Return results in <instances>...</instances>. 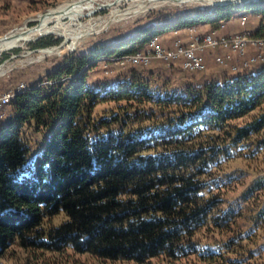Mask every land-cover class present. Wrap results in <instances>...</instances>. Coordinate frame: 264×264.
Wrapping results in <instances>:
<instances>
[{"label":"trees","instance_id":"obj_1","mask_svg":"<svg viewBox=\"0 0 264 264\" xmlns=\"http://www.w3.org/2000/svg\"><path fill=\"white\" fill-rule=\"evenodd\" d=\"M248 14L264 36V0L150 16L15 96L0 119V264H264V63L202 84L147 70L161 61L90 80L155 36Z\"/></svg>","mask_w":264,"mask_h":264},{"label":"rangeland","instance_id":"obj_2","mask_svg":"<svg viewBox=\"0 0 264 264\" xmlns=\"http://www.w3.org/2000/svg\"><path fill=\"white\" fill-rule=\"evenodd\" d=\"M75 0H0V37L8 35L11 32L22 28L36 26L37 21L31 22L40 14L47 13L60 4ZM101 3L110 2L106 0H98ZM233 3H238L244 0H232ZM113 5L109 8L99 10L95 14L86 15L82 19L83 27L77 23H70L65 20L59 24L53 33L45 34L44 38L50 37L52 40L59 39L58 44L47 46L44 48H31L30 43L36 40L23 43L21 46L3 51L0 53V94L17 88L19 85L26 84L32 86L40 84L48 72L58 67L70 53L80 54L93 48L100 42L112 40L114 37L128 32L137 25L149 23L150 16H159L165 12L183 8L194 9H210L216 3L188 1L177 3L170 0L157 1H123L116 3L112 0ZM160 15V16H161ZM259 16L248 14V21L245 25L240 23V20L234 18L225 24L224 28L219 29L220 33L225 31H237L248 28L253 30L259 23ZM203 30L201 27L198 30ZM57 31V32H56ZM60 31L62 33H60ZM76 34H82L78 36ZM39 35H36L37 37ZM41 38V37H40ZM19 49L18 51H14ZM249 52V51H248ZM209 57V58H208ZM207 69L201 72L187 73L181 68L179 63L168 65L162 62L154 63V66L147 70H154L156 67L160 69L166 76L173 80H203L211 78L214 72L220 75L230 73L227 68L216 65L213 54L208 55ZM111 60V58H107ZM104 60V58H101ZM120 65L111 60L110 62L101 61L93 70L90 71V80L92 82L105 80L115 76ZM215 74V73H214ZM6 111V110H5ZM44 146V135L35 136L33 149L30 154V159L41 152ZM248 162L236 159L229 163V169L247 168ZM78 262L75 264H101L94 262L86 256H76ZM74 264V263H71ZM103 264H135L132 261H106ZM152 264H204L195 256L171 262L168 260L153 259Z\"/></svg>","mask_w":264,"mask_h":264},{"label":"built area","instance_id":"obj_3","mask_svg":"<svg viewBox=\"0 0 264 264\" xmlns=\"http://www.w3.org/2000/svg\"><path fill=\"white\" fill-rule=\"evenodd\" d=\"M247 21L248 16L245 15L240 23L245 25ZM189 29L191 35L187 42L177 36L179 30H175L172 32L176 37H172L168 45L167 39L163 36H155L142 52L110 58L124 68L147 66L155 61H161L168 65L179 63L183 70L194 73L206 70L207 57L213 54L216 65L228 67L231 75L255 64L264 63V36L255 37L252 30L248 28L232 35H224L218 31L219 29H210L208 32H201L196 27ZM251 47L256 49V54L247 59L246 55ZM28 90L30 87L22 83L17 88L0 94V119L15 96Z\"/></svg>","mask_w":264,"mask_h":264},{"label":"bare ground","instance_id":"obj_4","mask_svg":"<svg viewBox=\"0 0 264 264\" xmlns=\"http://www.w3.org/2000/svg\"><path fill=\"white\" fill-rule=\"evenodd\" d=\"M107 1V0H106ZM110 2L101 3L98 0H75L68 1L59 6L50 9L45 14L38 15L35 19L38 24L30 31L29 34L23 37H12L10 39H4L0 37V53L9 50L13 46H21L23 43L34 40L36 35H45L48 33H53L56 28H59V24L65 20H69L70 23H77L80 27H83L82 19L86 15L95 14L99 10L109 8L113 5L112 0ZM123 1H138V0H116V3H121ZM139 1H157V0H139ZM177 3H184L188 1L195 2H208L216 3L217 1L223 0H170ZM22 28L17 29L10 34L16 32H22ZM57 32V31H56ZM60 33H62L60 31ZM8 34V36H10ZM81 36L82 34H76Z\"/></svg>","mask_w":264,"mask_h":264},{"label":"crops","instance_id":"obj_5","mask_svg":"<svg viewBox=\"0 0 264 264\" xmlns=\"http://www.w3.org/2000/svg\"><path fill=\"white\" fill-rule=\"evenodd\" d=\"M203 30H201V32H208L211 28H209V26H203ZM240 30H237V31H225L223 34L224 35H232V34H235L237 32H239ZM191 33H190V29H182V30H179V33L177 36H180L185 42H187L189 40V37H190ZM172 37H176L175 34L173 35V32H169L165 35H163V38L167 39L166 42H167V45L170 43V39ZM263 53H264V50H263ZM256 54V49L251 47L249 49V52L247 53L246 55V58L249 59L251 58L252 56H254ZM209 58V57H208ZM207 58V60H208ZM221 68V67H220ZM187 72V71H186ZM189 73V72H187ZM215 73V74H214ZM212 75H210L211 78H206V79H203V80H195V82L197 84H202L203 82L205 81H210V80H213V79H222L225 75H220L218 72H214ZM192 74V73H190ZM227 75V74H226ZM230 75V73L228 74ZM192 81H194L192 79Z\"/></svg>","mask_w":264,"mask_h":264},{"label":"water","instance_id":"obj_6","mask_svg":"<svg viewBox=\"0 0 264 264\" xmlns=\"http://www.w3.org/2000/svg\"><path fill=\"white\" fill-rule=\"evenodd\" d=\"M249 1H257V0H244V1H241V2H249ZM231 3H233L232 0H223V1L217 2L216 5H226V4H231ZM35 21H36V19H32V20H31V22H35ZM34 27H35V26L27 27L25 30H22V32L17 33V34H16V32H14V33L10 34V36H8V35L6 34V35H4L2 38H4V39L6 40V39H10V38H12V37H18V38H20V37L26 36L27 34L30 33V31H31ZM8 34H9V33H8ZM42 36H44V35H39V36L35 37L34 40H38V39H39L40 37H42ZM31 41H33V40H31ZM17 47H19V46H13V47H10L9 50L14 49V48H17Z\"/></svg>","mask_w":264,"mask_h":264}]
</instances>
